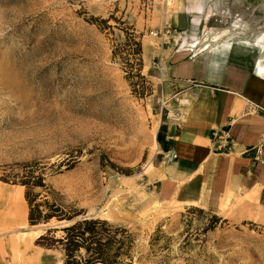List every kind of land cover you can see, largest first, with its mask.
Instances as JSON below:
<instances>
[{
  "label": "rangeland",
  "instance_id": "obj_1",
  "mask_svg": "<svg viewBox=\"0 0 264 264\" xmlns=\"http://www.w3.org/2000/svg\"><path fill=\"white\" fill-rule=\"evenodd\" d=\"M248 3L264 9V0L218 9ZM179 8L174 0H0V264L64 259L39 238L62 223L30 224L25 186L1 177L31 161L64 205L129 227L137 264H264L258 197L184 204L167 183L165 103L175 92L161 63L160 80L144 65L143 43L169 45L172 32L156 21Z\"/></svg>",
  "mask_w": 264,
  "mask_h": 264
},
{
  "label": "crops",
  "instance_id": "obj_2",
  "mask_svg": "<svg viewBox=\"0 0 264 264\" xmlns=\"http://www.w3.org/2000/svg\"><path fill=\"white\" fill-rule=\"evenodd\" d=\"M226 1L239 0H174L178 11L156 21L166 22L170 44L143 43L144 65L160 80L161 63L175 92L165 103V138L178 157L166 178L184 204L219 206L228 195L251 204L246 194L264 204V35L257 36L264 9L250 3L234 12L218 9ZM228 15L231 25L214 20ZM221 130L231 138L225 149L214 137Z\"/></svg>",
  "mask_w": 264,
  "mask_h": 264
},
{
  "label": "trees",
  "instance_id": "obj_3",
  "mask_svg": "<svg viewBox=\"0 0 264 264\" xmlns=\"http://www.w3.org/2000/svg\"><path fill=\"white\" fill-rule=\"evenodd\" d=\"M1 177L25 186L30 224L47 223L52 219L62 223L49 227L39 236L49 247L57 246L63 251L62 264H137L133 231L107 218L80 215L82 209L64 205L59 200V191L46 181L36 161L12 167ZM57 231L61 234L56 235Z\"/></svg>",
  "mask_w": 264,
  "mask_h": 264
},
{
  "label": "built area",
  "instance_id": "obj_4",
  "mask_svg": "<svg viewBox=\"0 0 264 264\" xmlns=\"http://www.w3.org/2000/svg\"><path fill=\"white\" fill-rule=\"evenodd\" d=\"M167 31H170L169 29ZM152 33H154L155 35L158 36L159 31H151ZM260 106L259 104L257 105V107ZM214 137H216V146L219 149H225L227 147H229L230 144H228V142L230 141V136L227 133V130H221V131H215L214 132ZM259 148H257L256 152H258L259 154ZM167 157L169 160H173L176 159L178 157V154L176 152V150L174 148H170L167 150ZM257 158L258 155L256 156Z\"/></svg>",
  "mask_w": 264,
  "mask_h": 264
},
{
  "label": "bare ground",
  "instance_id": "obj_5",
  "mask_svg": "<svg viewBox=\"0 0 264 264\" xmlns=\"http://www.w3.org/2000/svg\"><path fill=\"white\" fill-rule=\"evenodd\" d=\"M167 32H168V31H167ZM193 44H194V43H193ZM167 160H169V159L167 158ZM169 161H171V160H169ZM18 245H19V244H15V243H14L11 247H12V249H16V248H18L17 251H19V253H20L21 256H24V251L21 250V249H19ZM2 253H3V252H2Z\"/></svg>",
  "mask_w": 264,
  "mask_h": 264
}]
</instances>
